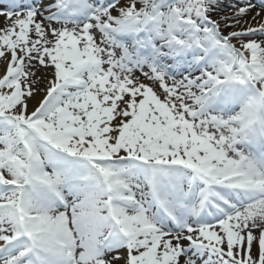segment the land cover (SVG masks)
Masks as SVG:
<instances>
[{"label":"snow or ice","instance_id":"snow-or-ice-1","mask_svg":"<svg viewBox=\"0 0 264 264\" xmlns=\"http://www.w3.org/2000/svg\"><path fill=\"white\" fill-rule=\"evenodd\" d=\"M0 17V264H264V0Z\"/></svg>","mask_w":264,"mask_h":264},{"label":"bare ground","instance_id":"bare-ground-1","mask_svg":"<svg viewBox=\"0 0 264 264\" xmlns=\"http://www.w3.org/2000/svg\"><path fill=\"white\" fill-rule=\"evenodd\" d=\"M3 25H4V19H3V17H0V27H3ZM0 72H1V74L3 73L2 67H0Z\"/></svg>","mask_w":264,"mask_h":264},{"label":"rangeland","instance_id":"rangeland-1","mask_svg":"<svg viewBox=\"0 0 264 264\" xmlns=\"http://www.w3.org/2000/svg\"><path fill=\"white\" fill-rule=\"evenodd\" d=\"M213 18H217V17L214 16ZM0 74H1V72H0Z\"/></svg>","mask_w":264,"mask_h":264}]
</instances>
